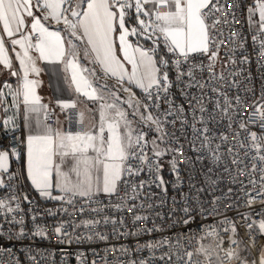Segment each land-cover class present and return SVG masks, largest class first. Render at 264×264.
<instances>
[{"label":"snow or ice","instance_id":"6c2138e0","mask_svg":"<svg viewBox=\"0 0 264 264\" xmlns=\"http://www.w3.org/2000/svg\"><path fill=\"white\" fill-rule=\"evenodd\" d=\"M158 4H167L171 11L161 14L155 7L146 8V5ZM210 4L211 0H0L2 24L0 71L8 70L10 76L16 77L17 80L15 88L7 82L4 83V88L10 89L7 95L12 96V105L8 104L5 92L0 89V111L7 113L10 107L13 111V115L4 119L2 123L5 127L9 124L18 127L16 117L19 116L18 110L22 105L25 128L31 132L33 124L35 125L36 134L27 135L24 141L26 171L41 196L63 201L65 196L91 199L99 193H104L109 197L119 198L120 202L114 205L117 210L131 212L133 208L144 207L143 204H133L129 207L127 202L138 199L139 189L145 187L144 181L137 184L132 181V177H137L142 171L147 170L156 177L157 186L163 187V177L159 175L162 167L159 158L172 154L171 164L175 170L179 148L184 147L174 134L169 139L165 125L169 123L175 125L176 119H180L182 125L187 123L183 105H174L170 98L169 90L173 81L169 79L168 67L171 63L176 68V83L183 82V78L187 76L189 78L185 82L187 88H204V84L193 83L195 69L203 71L205 67L211 69L214 65L193 64L190 63V58L192 54H205L209 51L211 40L209 30L215 28V24L219 22L218 18H212L220 11L215 4L209 7ZM257 15L256 22L259 25L257 31L264 33V0H253V5L248 8L249 21ZM133 18L135 23H132ZM129 36L144 37L152 42V47L146 48L139 43V39L133 44ZM5 38L15 53L18 67L14 66L13 57L9 55V46H6ZM253 41L259 43L264 54V39L254 36ZM161 47L164 52L160 51ZM33 49L36 54H33ZM82 53L83 58L89 60V63H81ZM169 54L171 57L178 55L181 59L170 60L167 58ZM216 56L217 53L212 52L210 59H215ZM38 62L60 66L63 80L75 96H83L98 106V124L90 130H85L84 113L79 110L77 99L56 101L62 112L72 110L77 113L79 125L77 131H64L62 127L54 128L48 122L52 110L37 94V87L41 83L38 77L42 71ZM184 64L189 65L186 72L181 70ZM33 76L37 78H30ZM109 80H114L115 83L110 84ZM133 87L142 92L148 103L136 97L132 92ZM221 95L225 96V107L221 108L220 101L217 100L216 110L227 113L232 105L226 94ZM192 99L196 101V105L189 101L192 109V131L199 134L197 139L202 137L203 146L213 152L209 147L212 137L207 135L210 129L203 115L207 110L202 99L195 96ZM161 100L168 105L167 110L162 113L159 111ZM236 101L240 103V98L236 97ZM197 108L201 113L199 117L196 115ZM130 115L132 118H129ZM169 116L176 119L169 120ZM212 118L209 114L208 119ZM66 119L71 123L73 117L66 114ZM229 120L230 128L231 117ZM257 122L264 128V111L259 107L250 114L249 119V123ZM197 123H201L203 127L197 128ZM239 127L246 129L247 126L240 123ZM152 131L156 135L150 140L146 139ZM250 135L255 142L257 134L253 132ZM220 138L226 140L228 137L222 134ZM260 139H264V136ZM172 144L178 147H172ZM219 147L216 145V149ZM254 147L258 148L259 145L254 143ZM149 148L152 152L151 158L146 151ZM10 155L17 160L20 158L14 147L0 150V188L14 187L5 182V176L11 181L15 175L10 172ZM214 159L219 157L214 154ZM260 159L264 160V156ZM133 161L138 162L136 166L133 165ZM66 163L70 166L64 170L62 166ZM177 179L179 180V176ZM54 188L63 195H52ZM246 195L249 207L257 203L255 196ZM257 196H264V185ZM24 199L27 200V197ZM68 203H72V200L69 199ZM259 203L264 204V199ZM20 210L19 197L14 192L0 198V216L5 220H8V214ZM80 211L83 212L84 209L81 208ZM183 211L187 214L189 208L185 207ZM256 215L261 219H254L251 213L245 214V227L248 233L256 231L264 235V208ZM134 219L139 221L147 217L137 214ZM191 219L193 217L189 215L183 223L187 224ZM103 222L108 223L109 218L105 217ZM112 222L115 223L114 220ZM8 223L23 225L24 220L12 215ZM81 223L85 227H91L100 221L89 220ZM220 225L225 232H231L234 236L237 234L235 223L227 218L222 220ZM64 227L65 224L62 222L54 231L63 235ZM2 228L3 225L0 224V229ZM37 230L39 234H45L40 226H37ZM20 234H23V228ZM204 236L219 237L216 226H211V231L206 227ZM229 241L231 245H236V248L226 249L225 256L229 259L235 258L239 264H249L240 256L239 245L242 241L232 237H229ZM250 241L254 243L251 237ZM168 242L166 238L145 247L155 248ZM177 243L179 244V241ZM220 243H223L222 237ZM197 251L206 257L210 255L209 250L204 247ZM187 255L191 259L192 253ZM131 264L136 262L132 261ZM140 264H147V261H141ZM252 264L256 262L252 261ZM260 264H264V254L260 256Z\"/></svg>","mask_w":264,"mask_h":264},{"label":"built area","instance_id":"2783aa9c","mask_svg":"<svg viewBox=\"0 0 264 264\" xmlns=\"http://www.w3.org/2000/svg\"><path fill=\"white\" fill-rule=\"evenodd\" d=\"M212 4L220 11L212 18H218L219 22L209 30V51L205 54H192L190 58V63L193 64L214 65L211 69L205 67L203 71L195 69L193 83L204 84V88H187V76L183 78V82L176 83L177 70L171 63L168 67L169 79L173 81L169 90L170 98L174 105H183L187 123L182 125L180 119L168 117L169 120L176 119L175 125H165L169 139L174 134L184 147L179 148L175 170L171 164L172 154L159 158L162 166L159 175L163 177V187L157 186L156 177L147 170L132 177V181L137 184L144 181L145 187L139 189L138 199L127 202L128 206L143 204L144 207L133 208L129 212L117 210L114 205L120 202L119 198L109 197L107 194L96 195L91 199L65 196L63 201L45 198L28 189L25 180L10 168V172L15 175L11 181L5 176V182L14 187L1 188L0 198L13 192L19 197L21 210L8 214V220L15 215L17 219L23 218L24 224H10L0 216V224L3 225L0 229V264H131L132 261L136 264L141 261H147V264H196L198 255L202 254L197 250L201 247L216 255L225 254V250L230 247L236 248V245L230 244L229 237L241 240L239 247L245 245L252 251L249 264L252 261L260 264L259 254L264 250V235L256 231L248 233L245 214L251 213L254 219L259 220L261 217L256 213L264 208V204L259 203L264 196H257L264 185V160L260 159L264 156V139H260L264 136V128L260 127L259 122L249 123L250 114L257 107L264 111V54L259 43L253 41L254 36L264 39V33L258 32V28H253L248 21V8L253 5V0H211L209 7ZM208 22L211 23V20ZM160 51L164 52L163 47ZM212 52L217 53L215 59H210ZM167 58L181 59L178 55L171 57L170 54ZM188 67V64H184L181 70L186 72ZM4 83L1 89L6 94L8 104L12 105L13 98L7 95L10 89L4 88ZM221 93L227 95L232 105L227 113L216 110L217 100L220 101L221 108L225 107V96ZM193 96L202 99L207 110L203 115L210 129L207 135L212 137L209 147L213 152L203 146V138L197 139L199 134L192 131L189 101L196 105ZM236 97L240 98V103H237ZM141 100L148 103L142 93ZM167 108L168 105L161 100L159 111L162 113ZM18 111L19 118L23 113L22 105ZM6 114L7 117L13 115L11 107ZM66 114L73 117L71 123L66 119ZM209 114L212 119H208ZM196 115H201L198 108ZM229 117L232 125L230 128ZM62 119L64 131L78 130L77 113L66 110L62 112ZM3 120L0 118V150L16 148L20 158L17 160L11 156L12 162L21 164L25 156L23 132L20 127L11 124L5 127ZM57 120L58 117L52 110L48 121L57 124ZM240 123H244L246 129H241ZM196 126L203 127L201 123ZM253 132L257 134L255 142L250 135ZM222 134L228 138L222 140ZM254 143L259 147H254ZM216 145L220 146L219 149H216ZM172 147L178 145L172 144ZM146 151L151 158V149ZM214 154L219 159H214ZM234 160L236 163H233ZM137 163L133 161L134 166ZM120 189L123 194L122 184ZM246 194L257 199L252 207L247 205ZM25 196L27 200L24 199ZM69 199L72 203H68ZM185 207L189 208L187 214L183 211ZM81 208L84 209L83 212L80 211ZM137 214L147 219L137 221L134 219ZM189 215L193 219L187 224L183 223ZM105 217L109 218L108 223L103 222ZM225 218L235 223V236L221 227L220 222ZM89 220L100 223L91 227H85L81 223ZM62 222L65 224L63 235L54 231ZM37 226L44 230V235L39 234ZM211 226H216L219 237L204 236L205 228L208 227L211 231ZM21 228L23 234H20ZM101 236L106 238L101 239ZM220 237L223 238L222 244ZM250 237L254 243L250 241ZM166 238L168 243L155 248L145 247ZM188 253H192L191 259ZM207 260L202 258L203 263Z\"/></svg>","mask_w":264,"mask_h":264},{"label":"crops","instance_id":"0c3cea01","mask_svg":"<svg viewBox=\"0 0 264 264\" xmlns=\"http://www.w3.org/2000/svg\"><path fill=\"white\" fill-rule=\"evenodd\" d=\"M153 7H155V10L159 11V13L161 14H165L171 11V8L167 4H158L155 6L146 5V8H153ZM33 11H36V13L39 14L37 10L33 9ZM257 20H258V15L256 17H253L252 21H249V17H248V21L253 28L259 27L258 23L256 22ZM29 23H30V20H29ZM53 27H55V25H53ZM0 29H2V24H0ZM137 39H139V43L144 45L146 48L152 47V42L147 40L144 37L137 38V37L129 36V40L132 41L133 44L136 43ZM5 44L6 46H9V41L7 40V38H5ZM17 50H19V46H17ZM32 51H33V54H36L34 49ZM9 55L13 57L14 66L18 67V61H15V53L12 51L10 46H9ZM81 55H82L81 63L90 62L89 60H85L83 58V53ZM38 66L42 69V71L38 77L41 83L37 87V94L42 97V102L45 104H48L49 109L50 110L52 109L54 114L58 117L59 124H53L48 121L50 124H52L54 128L62 127L63 129V124H64V121L62 119V111L56 104L57 100L77 99V106L79 110L84 113L83 123H84L85 130H90L93 128L94 125L98 124L99 122L98 106L88 101L83 96H79V97L75 96L72 90L64 82L63 73L60 70V66L49 65V64H46L45 62H38ZM128 67L130 69V65H128ZM30 78H37V77L33 76ZM4 82L12 83V87L15 88L17 80H16V77L10 76L9 71L5 69V70L0 71V89ZM109 83L112 84V83H115V81L109 80ZM132 92H134L136 97L141 100L142 92L139 89L133 87ZM7 116L8 115L5 112L0 111V118L6 119ZM16 123L18 124V127H20V129L23 132L24 140H26L27 135L36 134V128L34 124L31 129V132H29V130L25 128L24 121H23V113L19 118L18 117L16 118ZM11 126H14V125L11 124ZM75 131L77 130H74L73 132ZM25 153H26V148H25ZM69 166L70 164L66 163L62 167L64 168V170H67ZM11 167H13V162H12V158L10 155V168ZM15 167L17 168V171L19 172L20 177L25 180L27 184V188L39 193V191L31 183L30 178L27 176L26 155L24 156L23 162L21 164H16ZM53 180H55V176L53 177ZM52 194L58 195V194H61V192L54 188L52 191ZM103 194L104 193H99L97 195H103Z\"/></svg>","mask_w":264,"mask_h":264},{"label":"rangeland","instance_id":"374dc122","mask_svg":"<svg viewBox=\"0 0 264 264\" xmlns=\"http://www.w3.org/2000/svg\"><path fill=\"white\" fill-rule=\"evenodd\" d=\"M132 23H135L134 18L132 20ZM129 118H132L131 115ZM140 127H143V125H140ZM145 130L147 131V129H145ZM155 135H156V133L154 131L149 132V134H148L149 140L152 139ZM161 147H165V145H161ZM15 166H16V164L13 163V167H11V168L16 171L18 176H20L19 172L17 171V168ZM239 248H240L241 258L249 261L252 258V251L245 245H241ZM203 257L208 259L207 262H204V263L202 262ZM221 262H224L225 264H226V262L228 264H230V263L231 264H239V261L236 260L235 258L229 259L225 256V254L216 255V254H212V253H210V255L207 257L203 254H199L197 257L196 264H222Z\"/></svg>","mask_w":264,"mask_h":264},{"label":"water","instance_id":"95a60500","mask_svg":"<svg viewBox=\"0 0 264 264\" xmlns=\"http://www.w3.org/2000/svg\"><path fill=\"white\" fill-rule=\"evenodd\" d=\"M262 254H264V250H262V251L260 252V254H259V261H260V256H261Z\"/></svg>","mask_w":264,"mask_h":264}]
</instances>
